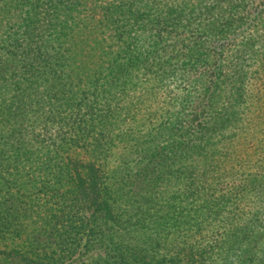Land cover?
Instances as JSON below:
<instances>
[{
  "label": "trees",
  "instance_id": "obj_1",
  "mask_svg": "<svg viewBox=\"0 0 264 264\" xmlns=\"http://www.w3.org/2000/svg\"><path fill=\"white\" fill-rule=\"evenodd\" d=\"M261 238L264 0H0V264H264Z\"/></svg>",
  "mask_w": 264,
  "mask_h": 264
},
{
  "label": "rangeland",
  "instance_id": "obj_2",
  "mask_svg": "<svg viewBox=\"0 0 264 264\" xmlns=\"http://www.w3.org/2000/svg\"><path fill=\"white\" fill-rule=\"evenodd\" d=\"M165 7L166 6L164 5L163 8H160V5H157L155 8H156V10L159 9L158 11H164ZM132 30L134 32H136L134 29H132ZM179 85H184V84L182 82L180 83L179 78H177L175 76L171 77V80H168V82H167V86L170 87V88L175 87V86H179ZM153 95H154L153 99H152V103L154 105L153 107L157 108V107L162 105L164 97L162 95V92H161L160 88L158 86H156V85H155V93ZM263 241H264L263 238H261V240L258 242V246L255 248L256 249V251H255L256 255L260 254L261 252H264V242ZM99 253H100V251L97 250V249L90 250V251H88V252H86L84 254H81V253L78 252L75 255H73V257L71 259H68L66 261V263H68V264H79V263H81L83 261H87L89 259H92V258L96 257Z\"/></svg>",
  "mask_w": 264,
  "mask_h": 264
}]
</instances>
